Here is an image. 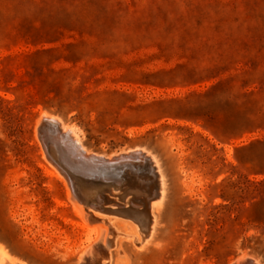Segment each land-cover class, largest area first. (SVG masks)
<instances>
[{
    "label": "rangeland",
    "instance_id": "obj_1",
    "mask_svg": "<svg viewBox=\"0 0 264 264\" xmlns=\"http://www.w3.org/2000/svg\"><path fill=\"white\" fill-rule=\"evenodd\" d=\"M42 111L90 151L159 160L149 240L93 212L111 264H264V0H0V244L78 264L87 242L36 134ZM134 175L130 190L152 184Z\"/></svg>",
    "mask_w": 264,
    "mask_h": 264
},
{
    "label": "bare ground",
    "instance_id": "obj_2",
    "mask_svg": "<svg viewBox=\"0 0 264 264\" xmlns=\"http://www.w3.org/2000/svg\"><path fill=\"white\" fill-rule=\"evenodd\" d=\"M35 130L42 143L44 156L53 166L58 176L64 180L67 195L72 202L75 213L80 218V222L76 226L82 230L81 232L85 235L87 243L83 249L84 253L79 257L81 260L78 264H111L109 250L111 241L108 236L111 227L106 224V216H102L103 221L92 225L91 219H97V216L93 212L121 215L119 210L114 207L122 204L125 206L131 203L135 208H130V212L136 215L134 216L136 219L129 216L126 217L135 220L132 221L130 219L131 222L129 223L132 234L140 238L143 237L144 240H149L153 236L158 223V218L154 211L160 208L166 192L165 177L159 160L153 152L144 147L129 148L128 150L110 155L90 151L83 143L79 131L74 124L66 123L60 116L47 111L40 113L36 121ZM48 146L54 152L48 149ZM121 153L137 154L136 162L147 169L153 182L152 185L158 187L159 197L150 201V209L154 210L150 215L142 207L145 204L144 198L139 200L135 196L138 191L130 190L129 187H126L129 184V180L131 182L135 181V171L133 170L135 163L122 162L116 165V167L113 164L111 165L112 162L110 160L112 157ZM82 159L86 160L85 163L82 162ZM102 160H108V162L104 163ZM80 172L99 179H112L113 182L119 184L120 188L113 183L112 187L123 189V193L116 194L113 188L112 191L106 190L107 192L100 189L101 191L99 190L98 194L95 193V197L92 198L89 195L88 189L93 185L92 181L94 180L80 179ZM110 205L113 206L114 210L110 209L112 207ZM14 213L18 215L17 211H14ZM113 218V216H110V219ZM246 258L248 257L241 255L231 263L249 264ZM8 259L12 260L14 264H26L21 260L13 258L0 244V264H4ZM257 264L259 263L257 262Z\"/></svg>",
    "mask_w": 264,
    "mask_h": 264
},
{
    "label": "water",
    "instance_id": "obj_3",
    "mask_svg": "<svg viewBox=\"0 0 264 264\" xmlns=\"http://www.w3.org/2000/svg\"><path fill=\"white\" fill-rule=\"evenodd\" d=\"M48 149L52 150V148H50V146H48ZM52 152H54V151L52 150ZM136 160H137V154L135 155L134 153L133 154L132 153H121L119 155L113 156L110 161L112 162L111 165L113 164L114 167H116V165H118V164H121L122 162L135 163V165L133 167V170L135 171L134 174L141 173L142 170L147 171V169L145 167L140 166V164H138L136 162ZM85 161L86 160L82 159V162L83 163H85ZM102 161L104 163L108 162V160H102ZM109 164H107V165H109ZM97 165H99V163H97ZM125 167H127V166H125ZM80 175H81L80 176V179H86V180H90V181L91 180H94V181H92L93 182V185L95 184L96 186L103 188V190H108L109 189V190L112 191L114 189L115 191H117L116 194H118V193L122 194L123 193V189L122 190L121 189H115V188L112 187V183L115 184V186L119 187V184H117V182H113L112 179L111 180L108 179V178L99 179L97 177H93V176H89V175H86V174H82L81 172H80ZM95 180H96V182H95ZM100 180H102V181L99 182ZM128 182H129V184H128V186L126 185V187H129V185L131 184L130 183L131 180H129ZM151 183L153 184V182H151ZM152 184H150L148 186H145L144 185V188L141 187V191H138L135 194V196L139 200L144 198L145 204H143L142 207H143V209L145 211H147V213L149 215L151 214L150 201L152 199H156L157 197H159L158 187L155 186V185H152ZM119 190H121V191H119ZM110 206H112V205H110ZM133 207H134V205L130 203V204H126L125 206H123V204H122V205L116 206L114 208H117L119 210V213H121V215L129 216V217H132V218L136 219L134 217L136 215H134V214H132L130 212V208H133ZM110 209L111 210H114L113 209V206ZM246 261H248L249 264H257L256 260L254 258H252V257L246 258ZM231 264H236V263L234 262V263H231Z\"/></svg>",
    "mask_w": 264,
    "mask_h": 264
}]
</instances>
